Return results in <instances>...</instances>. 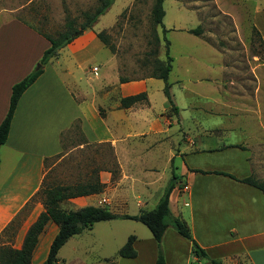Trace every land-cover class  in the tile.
<instances>
[{
	"label": "crops",
	"instance_id": "0c3cea01",
	"mask_svg": "<svg viewBox=\"0 0 264 264\" xmlns=\"http://www.w3.org/2000/svg\"><path fill=\"white\" fill-rule=\"evenodd\" d=\"M3 15L0 12V124L9 110L12 87L36 68L51 45L38 30L21 19L1 20ZM91 45L97 49L105 47L92 31L68 44L44 66L43 73L19 100L8 139L0 147V237L10 232L8 237L12 240L0 244V248L8 246L20 250L28 230L45 211L39 202L17 219L41 190L47 162L61 152L63 135L78 122L88 144H109L114 148L121 172L119 180L111 186V173L105 170L99 174L100 181L106 185L104 194L112 196L111 201L127 208L134 202L138 213L152 210L176 174L180 177L177 181L180 186L173 190L170 205L174 197L176 202L181 201V206L173 212L187 222L193 238L209 257L223 264H235L238 257L244 256L250 264H264V193L216 173H229L238 179L254 176L250 149L260 145L259 137L253 138L255 134H250L242 142L225 141L234 139L232 134H227L233 130L231 124L203 134L185 132L180 110L172 116L173 111L167 105L164 84L158 85L155 78L121 82L119 66L113 56L116 64H108L112 68L109 69L116 71L112 80L107 81L102 75L92 90L80 85L73 78L71 59L86 53ZM61 59L64 60V73L74 79V83L66 82L53 66ZM93 68L92 72L97 75L100 69L94 72ZM221 78L219 82H216L218 78L214 81L219 92L226 93L227 100L219 99L214 111L230 114L229 110L238 105L237 98L248 101L236 95L234 83L221 84ZM204 80L212 79H198ZM261 89L260 84L255 89L251 101L254 105H247L249 102L240 105L246 113H255L259 118H263ZM140 93H146V101L129 108L121 107L122 98ZM174 104L179 108L177 101ZM252 141L257 142L253 144ZM162 161L170 164L167 184L163 183L165 176L160 173ZM91 197L69 201L76 205L75 209L99 206L91 203ZM13 221L14 226L8 229ZM58 230L56 224L48 222L39 236L31 264H43ZM134 247L138 252L134 259H139L137 240ZM153 247L149 260L156 264L155 241ZM163 250L166 264L184 261L188 264L191 255H195L191 243L171 228L165 233ZM194 257L203 264L201 259Z\"/></svg>",
	"mask_w": 264,
	"mask_h": 264
},
{
	"label": "rangeland",
	"instance_id": "374dc122",
	"mask_svg": "<svg viewBox=\"0 0 264 264\" xmlns=\"http://www.w3.org/2000/svg\"><path fill=\"white\" fill-rule=\"evenodd\" d=\"M155 1L115 0L98 19L90 31L95 34L103 31L113 49L106 45L97 49L91 45L78 58L72 56L70 65L73 78L80 85L92 90L102 75L106 76L107 81L112 80L116 71L111 70L109 65L116 64V61L121 77L127 80L151 78L155 60L166 59L162 27L156 26L152 18ZM99 3L100 0H0V12L4 14L1 20L18 18L42 34L56 37L69 22L80 28L85 20L83 14L94 11ZM164 9L163 24L168 30L166 37L173 58V69L168 79L169 91L173 103L177 101L179 106L184 131L203 134L231 124L233 130L227 134H232L234 139H225L230 142H242L250 134H255L253 138L259 137L260 145L250 149L254 178L264 182V34L259 27L264 33V0H165ZM198 27L202 31L200 36L189 33ZM87 32H82L81 36ZM63 61L61 59L59 64L55 61L53 66L66 82L74 83V79L64 73ZM94 66L100 69L97 75L92 72ZM201 77L212 80L198 81ZM216 78V82L221 78L224 85L234 83L236 95L249 103L237 98L238 105L229 110L230 114L214 111L219 99L227 100L226 93L219 92L214 81ZM156 83L165 84L160 79ZM259 84L263 92V118L255 113L250 115L241 107L247 103L255 104L251 101ZM253 109L255 111V106ZM260 114L262 116V112ZM252 142L255 144L257 141ZM61 148V152L47 162L44 188L87 184L95 181L105 170L111 173V186L116 185L121 172L114 148L109 144H88L80 123L76 122L65 132ZM159 167L160 173L165 176L163 183L167 184L170 164L162 161ZM105 191L106 185L103 192L90 195L91 203L115 213L139 212L134 202L128 208L117 205L110 200L112 196L104 194ZM43 197L39 195L31 207L42 203ZM176 201L174 197L170 205L174 216L173 211L181 206V201ZM61 207L68 210L75 209L76 205L68 200ZM9 233L0 237V244L12 241ZM131 235L138 241L139 259L122 258L118 254ZM154 241L150 230L140 222H99L66 243L59 252L60 264H152L149 253L154 250ZM155 248L158 251L156 241ZM194 256L191 255L188 264H199ZM200 261L211 264L207 259ZM178 264H186V261ZM235 264L250 263L241 256L235 260Z\"/></svg>",
	"mask_w": 264,
	"mask_h": 264
},
{
	"label": "trees",
	"instance_id": "16d2710c",
	"mask_svg": "<svg viewBox=\"0 0 264 264\" xmlns=\"http://www.w3.org/2000/svg\"><path fill=\"white\" fill-rule=\"evenodd\" d=\"M115 0H100L99 5L94 11H87L84 15V22L81 23L80 28H76L72 22L67 24L66 29L59 33L56 37L40 33L50 42V47L45 50L42 59L39 61V68H35L30 74L23 78L20 82L16 83L12 87V93L10 97L9 110L0 124V147L3 146L9 136L11 129V123L19 100L23 93L38 79L43 73L44 66L53 58L57 57L59 52L65 48L68 44L73 42L79 32H85L93 30L94 25L98 19L104 15L107 10L114 4ZM165 0H156L152 9V18L156 26H161L163 31V38L165 41V61L156 59L151 78L160 79L164 81V94L167 98V105H169L172 111L177 114L178 108L175 106L170 95V85L168 83L170 72L173 69V58L170 55V42L166 37L167 29L163 24L165 17L164 9ZM190 34L200 36L202 31L201 27L191 29ZM98 39L106 46H109L112 50L113 47L110 45L107 35L103 31L96 33ZM159 42V39H156ZM121 82H126L127 79H120ZM146 93H140L137 95L128 96L121 99V107L129 108L135 103L146 101ZM202 174H208L209 172L196 170ZM225 176L236 179L242 183L251 185L261 192L264 193V182H260L250 176L244 179H238L235 176L225 173L216 172ZM177 175L173 174L172 178L166 185L163 194L152 210H142L137 215L129 214H118L111 210L95 205H88L78 209H63L61 204L70 199L90 196L103 192L105 185L100 181L99 177L95 181L87 184H76L72 186H56L53 188H44L43 185L41 190L31 199V201L23 208L19 216L25 215L31 205L35 202V199L42 195L43 206L45 211L41 213L37 221L30 227L25 237L23 246L20 250L12 247L0 248V264H31V258L35 247L38 244L39 236L44 231L48 222H53L59 228L57 235L54 237L48 256L43 264H58L59 252L63 246L72 237L81 234L84 230L92 229L94 224L99 222H108L114 220H133L145 225L153 235L154 240L158 245V257L156 264H166L164 250H163V239L166 231L169 228H173L181 237L189 240L192 244V251L195 256L199 259H207L211 264H223L219 259L210 258L206 250L203 249L193 238L191 229L187 222L180 217L174 216L170 209V197L173 190L177 187ZM45 181V180H44ZM44 184V182H43ZM16 221V219H15ZM13 221L8 229L14 226ZM136 237L131 235L128 237L126 243L120 248L118 254L122 258L134 259L138 256V252L134 247Z\"/></svg>",
	"mask_w": 264,
	"mask_h": 264
},
{
	"label": "built area",
	"instance_id": "2783aa9c",
	"mask_svg": "<svg viewBox=\"0 0 264 264\" xmlns=\"http://www.w3.org/2000/svg\"><path fill=\"white\" fill-rule=\"evenodd\" d=\"M97 70H98V68H96V67L93 68V71L94 72H97Z\"/></svg>",
	"mask_w": 264,
	"mask_h": 264
},
{
	"label": "water",
	"instance_id": "95a60500",
	"mask_svg": "<svg viewBox=\"0 0 264 264\" xmlns=\"http://www.w3.org/2000/svg\"><path fill=\"white\" fill-rule=\"evenodd\" d=\"M82 34V31L81 32H79L78 34H77V36H79V35H81ZM37 68H39V67H37Z\"/></svg>",
	"mask_w": 264,
	"mask_h": 264
}]
</instances>
